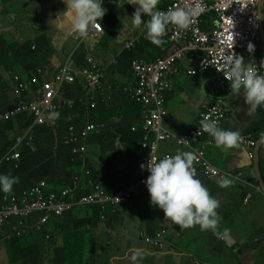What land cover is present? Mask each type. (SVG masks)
<instances>
[{
    "label": "crops",
    "instance_id": "0c3cea01",
    "mask_svg": "<svg viewBox=\"0 0 264 264\" xmlns=\"http://www.w3.org/2000/svg\"><path fill=\"white\" fill-rule=\"evenodd\" d=\"M169 1L160 0L158 9L164 8ZM128 6L131 5L127 0H107L104 3L107 11L99 21L104 32L92 39L88 36L66 37L57 30L52 19L56 15L60 17L59 12L65 7L62 0H0V46H6L0 48V87L8 89L12 98V72L26 78L27 73L42 67L43 78L50 80L70 56H73L76 70L80 64L84 65L79 57L92 56L103 73L99 98L104 97V102L99 105L96 114L100 120L105 108L120 100L128 102L120 87L135 80L130 69L131 61L134 58L150 60L158 56L168 42L164 36L162 45H153L147 39L143 25L132 30L123 18L132 14ZM141 18L148 19L144 14ZM27 21H34L33 27H28ZM262 29L264 38V9ZM168 31L167 27L166 34ZM131 40H135V45L127 48L126 44ZM16 43V48L12 47ZM196 56V53H190L179 62L181 72L174 76L165 92L167 115L163 123L175 135L194 129L203 104L212 102L218 95L211 72L191 76L185 73L195 67ZM256 56L259 59L264 57V43ZM223 97L228 116L222 128L248 135L257 142L255 155L250 158L246 146L238 144L230 149L217 148L211 136L206 138L207 159L223 172L240 174L239 179L229 177L233 183L227 188L220 187L219 178L204 176L194 165L201 182L220 202L217 232L228 229L227 234L218 236L217 232L201 230L198 225L181 228L159 212L141 215L136 194L127 207L120 209L112 231L106 229L102 221L97 223L87 219L84 211H74L48 224L42 231L46 234L43 241L32 243L33 237L42 233L34 231L18 241L23 242L22 247L16 243L12 247L2 244L0 264H132L128 259L129 249L137 247L145 251L138 264H264V107L250 112L242 96L230 92ZM108 114L111 112L108 111ZM130 117L133 124L141 123L142 110L132 106ZM130 135L134 136V148L142 155L138 146L140 134ZM59 142L60 136L53 134L52 150L58 149ZM163 147L172 155L177 150L189 151L173 139ZM52 156L46 158L45 154L34 153V160L39 165H55L58 158ZM141 159L139 162L144 165ZM252 181L258 185L252 184ZM247 194L251 195V199L245 204ZM91 221L92 225L89 224ZM161 229H165L168 235L165 251L158 252L147 246L143 237ZM31 250L37 252L29 255Z\"/></svg>",
    "mask_w": 264,
    "mask_h": 264
},
{
    "label": "clouds",
    "instance_id": "9594fccd",
    "mask_svg": "<svg viewBox=\"0 0 264 264\" xmlns=\"http://www.w3.org/2000/svg\"><path fill=\"white\" fill-rule=\"evenodd\" d=\"M62 2L65 7L59 12L60 17L56 15L52 20L55 22L57 30L66 37H86L90 26L99 23L100 19L107 11L103 6V0H62ZM261 2L264 3V0H261ZM127 3L135 5L136 7L131 16H124L123 18L126 19L128 24H130L132 30L138 29L143 25L146 30L147 39L156 46H160L164 43L163 37L167 35L166 30L169 25H174L179 30H187L194 22L192 14L184 7L177 6L169 8L166 11L159 10L157 6L160 3V0H127ZM141 14H144L148 19H142ZM215 18L216 14L214 13L212 17L206 18L207 24L204 25L205 30H209L214 26ZM262 20L263 10L261 33L263 32ZM128 24H126V27ZM263 43L264 38L259 44L258 50ZM254 50L255 45L251 42L247 43L246 51L250 55ZM69 58L72 59L70 67L75 69L73 65V56H70ZM79 59H82V63L85 64L86 56L79 57ZM222 61L223 68L225 69L223 76L229 83L231 93L242 96L244 103L247 105L250 112L255 111L258 107H264V72L260 71V68L264 67V61H261L259 65L249 61L246 62L244 56L232 50L231 54H224L222 56ZM62 66H64V63L58 68L56 73ZM82 66V64L79 65L80 68ZM37 68L34 72L27 73L25 79H28L32 74H36ZM80 68L76 70L77 73L75 72L76 82L67 85L63 91H60L55 97L54 104L56 105V109L48 112L44 123L34 125L35 118L32 114H29L32 118V123L26 126L24 128L25 130L22 129L16 136H14L15 140L18 135L25 133L26 128L34 125L32 128L31 140L27 138V142L31 144L26 148L28 149V152L23 156V151L21 150V157L12 163H9L12 165L11 175L0 173V192L2 194L0 209L3 206H10L11 204L22 206L30 200L32 189L42 182L45 183V195L55 194L61 196L63 191L69 189L73 190L71 194L73 198H71V196L67 198V202L71 207L60 216H49L48 220L44 223L42 222L44 215L41 213H34L22 220L17 218L11 219L5 226L0 227V231L5 233V240L12 242L13 244L19 243L18 241H21L34 231H39V233L44 231L48 224L60 220L74 211H84L87 219H93L96 215L100 214L105 207L109 206L106 205L103 207L101 206L102 204H80L84 196L93 192L94 186L96 185H100L108 195H115L117 191L121 189H130L131 198L126 199L124 203H122L124 206L128 205L136 195L135 190L133 189L134 185H125L122 183L111 185L103 177L97 176L88 164L90 159L89 147L91 141L100 132L99 120L96 114H98L99 105L104 102V97H101V99L99 98L102 81L100 82L97 91L90 90L85 85L83 79L78 75ZM29 74L31 75L29 76ZM11 75L13 84L10 93L12 98L9 97L8 89L3 87L4 90H2V87H0V95L3 103L16 100V98L13 97L14 76H18L20 79L24 80V77L21 74L12 73ZM43 76L40 77L41 81L44 80L51 82L54 79V76L50 80L44 79ZM124 86H121L120 90ZM127 101L132 104L134 108H140L142 110L141 123L133 124L131 121L128 131L130 133H139L141 136V141L138 143V146L142 153L141 162L144 165H141V167L144 168V173L138 175V177H146L142 182L149 195L150 205L162 210L165 218L181 228H190L198 225L201 230L211 229L212 231L217 232L219 221L217 209L220 202L210 194L208 188L201 182L194 165L197 166L204 176L208 178H219L218 184L222 188H227L233 183L232 179L229 177L239 179L240 174H228L219 170L212 162H210L208 164L216 168L219 174L216 176L206 175L203 167L195 162L198 158L196 152L198 150H203L205 160L207 152L206 138L209 136L213 138L214 144L217 148L230 149L236 147L238 144L246 146L238 142L239 136H242L243 134H239L235 130L223 129V125L219 127L214 120L205 117L198 121L199 127L196 135L199 136L202 132L208 133L209 135H206L198 141L190 142L191 144L188 146H184L179 143V140L188 135L198 125L185 134L175 135L164 126L163 122L167 115L166 113L163 117L162 124L163 129L170 134V137L158 143L156 151L158 158H153L150 163L152 157L151 150H145L141 146L144 136L143 122L146 112L142 106L129 98H127ZM90 125L93 126V129L84 136L82 133ZM134 127H137L136 131L132 130ZM53 134H58L60 136L57 150H52L53 146L51 145V138ZM151 139L154 140L155 137L151 136ZM172 139L175 140L180 147L188 149L189 151L177 150L174 155L170 154L164 149L163 145ZM250 139L255 141L251 137ZM40 142H42V145H39ZM247 148L249 150L248 154L253 152L254 157L255 147ZM34 151L42 152L48 156L55 155L58 158V162L55 165L59 168H63L64 166L67 168L80 166L81 169L79 172H72V174H67L64 171L57 175H42L35 173L33 176H29L28 170L39 166L38 162L34 160ZM26 156L29 157L27 158ZM17 165L20 166L22 175H18L16 169ZM1 166L2 164H0V170ZM61 171H63V169ZM255 185L257 186L258 184L256 183ZM250 199L251 195L247 194L245 197V204ZM20 222L23 223V227L18 228L17 226ZM14 228H17L18 231H14ZM17 232H20V235H18ZM227 232L228 229H224L223 232H217V235L223 236L227 234ZM167 235V231L161 229L160 231H154L152 234H146L143 237V241L152 249L158 252H163L166 249L165 238ZM150 238L161 241L164 248L160 250L148 244L147 240ZM48 239L49 238L47 237V240ZM5 240L0 242V246L2 244L5 245ZM129 252L130 255L128 256V259L132 264H138V261L143 259L145 255L144 249L139 247L129 249Z\"/></svg>",
    "mask_w": 264,
    "mask_h": 264
},
{
    "label": "built area",
    "instance_id": "2783aa9c",
    "mask_svg": "<svg viewBox=\"0 0 264 264\" xmlns=\"http://www.w3.org/2000/svg\"><path fill=\"white\" fill-rule=\"evenodd\" d=\"M184 7L193 16V24L187 30H179L174 25H169L167 33L168 42L162 53L150 60L134 58L130 63V69L135 77L134 82L125 85L121 92L130 100L142 106L146 112L143 122L142 148L151 150L152 157L158 158L156 151L158 143L170 137V134L163 129V117L167 111L164 106L165 92L171 86L174 76L181 72L180 61L190 53H196V67L185 71L187 75H195L199 72L210 71L213 74V84L218 95L212 102L203 104L199 121L205 117L214 120L221 127L226 120L227 110L224 105L223 94L230 93L228 81L224 78L222 56L231 54V50L241 54L246 61L259 63L263 60L256 57L258 46L263 40L261 33V19L264 3L261 0H171L164 8ZM216 14L214 26L209 30L204 29L207 24L206 17ZM103 27L100 23L89 28L87 36L97 38L102 35ZM255 45L254 52L250 55L246 51L247 43ZM135 45V40L126 44L127 48ZM233 45V47H232ZM72 59L68 58L59 71L54 75L53 81H41L43 69L37 68L36 74L28 79L22 80L14 76L13 93L16 98L13 102L3 103L0 95V122H8L17 119L23 114H32L35 124H42L48 112L56 109L54 99L67 85L76 82V69L70 67ZM264 72V67L260 68ZM85 85L97 91L103 79L102 68L96 63L92 56L86 58L85 64L78 71ZM39 88V89H38ZM33 125V126H34ZM32 127L26 128L24 134L16 137L13 146L6 151L0 159L2 163H12L21 157V150L28 148L31 144ZM198 126L188 135L179 140V143L188 146L191 143L204 138L208 133L202 132L196 135ZM93 129L90 125L82 133L84 136ZM25 130V129H24ZM136 131L137 127L132 128ZM151 136L155 139L152 140ZM240 143L247 147H255L256 142L250 136H239ZM196 163H199L204 173L209 176L219 174L218 170L204 160L203 150L196 152ZM253 157V152L249 153ZM45 183L42 182L34 187L30 193V200L22 206L11 204L0 209V227L5 226L11 219L22 220L34 213L44 215L42 222H46L51 215L60 216L70 209L67 198L73 190H65L61 196L44 193ZM73 198V196H71ZM131 198L130 189L118 190L115 195L105 193L100 185L94 186L93 192L81 200L80 204H102L101 206L122 204L126 199ZM18 228L23 227L20 222ZM14 231H18L14 228ZM20 235V232H17ZM148 244L160 250L164 248L163 243L157 239H148Z\"/></svg>",
    "mask_w": 264,
    "mask_h": 264
},
{
    "label": "rangeland",
    "instance_id": "374dc122",
    "mask_svg": "<svg viewBox=\"0 0 264 264\" xmlns=\"http://www.w3.org/2000/svg\"><path fill=\"white\" fill-rule=\"evenodd\" d=\"M106 1L107 0H103V6ZM128 7L133 12L136 6L131 5ZM33 23L34 21L26 22L28 27H33ZM21 24L22 26H24V23ZM86 40L89 41V39ZM33 43H36V41ZM15 45L18 44L16 43L12 45V47H14ZM0 48H6V46L3 45L0 46ZM12 73L17 74L18 72ZM30 75L31 74H29V76ZM131 110L132 104L123 102L121 100L104 109L103 116L99 120L100 132L91 141L89 147L90 159L88 164L97 176L103 177L111 185H115L117 183L132 186L134 185L133 189L139 196H136L135 199L139 203L137 208L139 209L141 215H143L144 213L152 212L154 214L159 212L162 216H164L162 210L153 205H150L149 203V195L144 183L142 182L146 177H138V175L144 173V168L141 167V163L139 162V159L142 158V155L138 153L137 148H134V136L130 135V132L128 131L129 125L132 121V118L130 117ZM108 111H110L111 114H108ZM128 146L130 148H128ZM35 154L42 155L43 153L35 152ZM48 157L49 156L46 155V158ZM52 157L54 158L55 156L53 155ZM205 160L208 163L211 162L207 159V152ZM16 169L18 171V175H22V171L19 165L16 166ZM62 169L63 171H61ZM80 169V166H76L74 168H67L66 166H64L63 168H59L54 164L39 165L35 168H30V170H28V174L29 176H33L35 173H39L42 175H57L64 171L67 174H72V172L74 171L79 172ZM44 170H46V172H44ZM140 192H142V194H140ZM123 207L127 206L111 203L101 211L99 216L96 215L93 220L97 223L102 221V223H105L106 229L112 231L115 224L114 220L115 218H117V214L120 213V209ZM90 228H92L93 230L95 229L94 227ZM91 234L92 232L89 233V235ZM45 238L46 235L44 233H40L36 238L33 237V241H43L45 240ZM36 252L37 250H31L29 255H33ZM68 255L70 256V254ZM91 255H93L92 252ZM0 258L2 257L0 256ZM164 264L168 263L166 262Z\"/></svg>",
    "mask_w": 264,
    "mask_h": 264
},
{
    "label": "trees",
    "instance_id": "16d2710c",
    "mask_svg": "<svg viewBox=\"0 0 264 264\" xmlns=\"http://www.w3.org/2000/svg\"><path fill=\"white\" fill-rule=\"evenodd\" d=\"M4 90V88H1ZM32 123V118L28 114H23L19 116L17 119H12L8 122H0V159L2 158L3 154L8 151L14 144V136H16L22 129H24L26 126L30 125ZM23 156H25L28 152V149L24 148L22 149ZM0 173H12V165L9 163H2ZM2 194L0 192V201H1ZM90 225H92V221L89 222ZM5 233L0 231V242L5 240ZM86 240V239H84ZM29 241H32L31 239ZM32 243H35L32 242ZM19 244V247H22V243ZM5 245L12 247L13 243L5 240Z\"/></svg>",
    "mask_w": 264,
    "mask_h": 264
},
{
    "label": "water",
    "instance_id": "95a60500",
    "mask_svg": "<svg viewBox=\"0 0 264 264\" xmlns=\"http://www.w3.org/2000/svg\"><path fill=\"white\" fill-rule=\"evenodd\" d=\"M252 184H254V185H255V184H256V181H252Z\"/></svg>",
    "mask_w": 264,
    "mask_h": 264
}]
</instances>
